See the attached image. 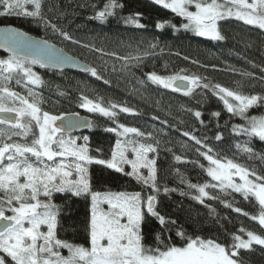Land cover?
I'll return each mask as SVG.
<instances>
[{
	"label": "snow or ice",
	"instance_id": "obj_1",
	"mask_svg": "<svg viewBox=\"0 0 264 264\" xmlns=\"http://www.w3.org/2000/svg\"><path fill=\"white\" fill-rule=\"evenodd\" d=\"M153 2L186 19L187 23H183L180 28L214 41L226 39L220 22L231 18L264 30V0ZM123 8L120 0H107L102 8L95 10L93 19L106 23ZM193 8L195 10H191ZM0 9V16L30 18L45 28L59 31L66 40H72L66 31L58 29L47 18L43 0H0ZM141 16L142 13L136 12L123 20L126 24L144 27L139 23ZM165 23L168 22L157 23L156 27L163 28ZM171 27L180 31L175 25ZM156 46L150 44L152 48ZM0 47L6 48L10 53L6 59L0 58V125L8 126L11 132L9 135L4 128H0V264H244L239 255L240 250H251L254 245L264 246V235L253 231H246V239L243 235L232 234L231 244L200 237H187L183 246L172 244L168 233L174 228L177 229L176 235L181 238H185V233L179 230L176 219L161 214L157 208L161 193L168 194L177 190L158 183L157 157L160 142L145 144L130 139L129 134L144 138L145 133L139 128L117 122L118 111L135 115L138 114L135 109L117 104L104 106L101 102L81 96L80 107L93 113L98 112L116 122L114 127L105 129L117 136L110 159L93 157L89 155V137H82L84 143L78 144L77 140L81 137L71 135L74 128H90L93 126L92 122L81 125L74 119L77 114L61 117L43 111L39 94L29 87L45 83L33 71L34 65L58 68L68 58L57 55V50L50 48L47 41L38 43L28 33L15 27L0 29ZM123 59L127 63L132 59L139 60V57ZM84 70L92 76H98L95 67L86 65ZM148 79L153 84L175 92H184L185 95H193L195 89H201L202 95L211 90L223 102L228 113L245 121L244 124L233 125V133L243 134L249 140L259 138L264 141V115H249L250 109L264 106V94H241L220 84L204 83L202 81L206 78L197 75L161 76L153 72L148 74ZM13 80L28 89L27 96L12 91L7 86ZM193 115L204 124V114L201 111L195 110ZM210 115L218 119L221 113L217 111ZM154 119L158 120L159 117ZM163 123L167 124V121ZM33 125L38 128V134H34L35 138L31 143L3 142L5 139L10 141L12 136L26 139L33 132ZM182 135L192 142L193 151L208 162L206 169L204 164H199V167L205 169L207 176L211 178L203 184L191 183L176 170L181 177L180 182L196 193L192 199L202 205L205 204V199L218 200L220 195H213L216 190L220 194L235 192L242 194L245 199L255 198L259 212L258 215L251 216V219L258 221L264 228V175H258L256 171L233 160L217 158V154L206 143V137L202 139L188 131ZM147 137L152 138V133H147ZM215 139L221 140L222 134ZM237 148L250 159L264 161V154L256 153L247 143L243 146L237 144ZM94 151L102 152L99 148ZM129 153L133 158H129ZM173 158L175 161L185 160L181 155H174ZM92 163L106 165L109 169L123 173L149 189V192L93 191L86 166ZM125 165H129L131 171L125 172ZM141 169L147 170V175ZM237 178L240 182H237ZM57 193L77 198L90 197L91 207L86 227L89 247L58 237L61 208L52 199ZM224 203L226 207L232 208L231 203ZM211 211L215 215V210ZM234 211L242 213L240 208H235ZM243 215L249 214L243 212ZM153 220L159 226L154 236L159 246L155 248L145 244L144 231ZM240 231L245 232L244 229ZM62 249L67 250V256L62 255Z\"/></svg>",
	"mask_w": 264,
	"mask_h": 264
},
{
	"label": "trees",
	"instance_id": "obj_2",
	"mask_svg": "<svg viewBox=\"0 0 264 264\" xmlns=\"http://www.w3.org/2000/svg\"><path fill=\"white\" fill-rule=\"evenodd\" d=\"M106 2L107 0H43L47 18L58 29L66 31L72 40H66L59 31L45 28L30 18L0 16V24H12L48 39L97 69L98 76H92L90 72L81 74L68 70H45L34 65L33 71L45 81L41 86H29L39 94L40 107L55 116L70 112L89 114L93 126L85 131L84 136L89 137V155L100 159L111 157L117 136L105 129L114 127L116 122L98 112L93 113L80 107L81 96L101 102L104 106L117 104L135 109L138 113L135 115L118 111L117 122L139 128L145 133L144 138L129 134L130 139L145 144L160 142L157 157L158 183L177 190L168 194L161 193L157 208L161 214L176 219L179 230L185 233V238L177 236L175 228L168 233L172 244L183 246L187 237L231 244L232 234L246 238V231H253L264 235V228L258 221L251 219V216L258 215L259 212L255 198L245 199L242 194L235 192L220 194L216 190L213 195L219 194L220 199H205V204L202 205L192 199L196 193L180 182L181 177L176 171L178 169L191 183L203 184L211 180L205 171L208 162L193 151L192 142L182 135L185 131L202 139L206 137V143L217 154V158L233 160L256 171L258 175H264V161L250 159L237 148V144L243 146L247 143L256 153L264 154V141L259 138L249 140L243 134L233 133L232 126L244 124L245 121L228 113L223 102L211 90L202 95L201 89H195L193 95H185L184 92H175L153 84L148 79V74L153 72L161 76L197 75L206 78L202 81L204 83L220 84L241 94H264V30L231 18L220 22L226 39L214 41L180 28L183 23H187L186 19L170 9L156 5L153 0H120L124 5L123 10L116 17H110L106 23H101L93 17L95 10L102 8ZM136 12L142 13L139 23L144 27L124 23V17ZM162 22L168 23L163 28H157V23ZM171 25L180 28V31H175ZM150 44L157 46L152 48ZM8 56L0 52V58L6 59ZM124 57H139V60L132 59L126 63ZM7 86L12 91L22 95L26 92L28 95V89L23 84H16L15 80ZM195 110L204 114L203 125L193 115ZM217 111L221 113L218 119L210 115ZM249 115H264V106L250 109ZM0 128L11 135L8 126L0 125ZM149 132L152 133V138L147 137ZM34 134H38L35 125L26 139L12 136L10 141L5 139L3 142L31 143L35 138ZM221 134L222 139L216 140L215 137ZM97 148L102 152L94 151ZM174 155H181L185 160L175 161ZM129 158H132L131 153ZM199 164H204L205 169L200 168ZM86 166L93 191L149 192V189L134 179L109 169L106 165L92 163ZM124 167L125 172L131 171L129 165ZM53 197V202L61 208L58 237L89 247L86 227L91 207L90 197L77 198L65 194H55ZM224 202L231 203L232 208L226 207ZM235 208L242 209V213H236ZM212 209L215 210V215L212 214ZM243 212L249 215L245 216ZM158 228L155 220L145 227L146 245L153 248L159 246L154 238ZM241 229L245 232L242 233ZM167 242L166 240L165 243ZM61 252L64 256L68 255L66 249ZM239 255L244 264H264V246L254 245L251 250H240Z\"/></svg>",
	"mask_w": 264,
	"mask_h": 264
},
{
	"label": "water",
	"instance_id": "obj_3",
	"mask_svg": "<svg viewBox=\"0 0 264 264\" xmlns=\"http://www.w3.org/2000/svg\"><path fill=\"white\" fill-rule=\"evenodd\" d=\"M5 27H15L23 32H26L28 33L29 37L38 42V43H43L45 41L48 42V46L50 48H54L56 51V54L59 55V56H63V57H67L68 59L62 64L61 67H48V68H44V67H41L40 65H36L37 67L41 68V69H47V70H54V71H75V72H78V73H81V74H88L89 72H86L84 70L85 66H89L91 67L87 62L81 60L80 58L70 54L69 52H67L66 50H64L62 47H60L59 45H57L56 43L48 40V39H45V38H42V37H39V36H36V35H33L27 31H25L23 28H19L15 25L12 26V24H0V29H3ZM0 52H4V54H7V55H10V53L7 51L6 48L4 47H0ZM22 95V94H21ZM68 114H77L74 119H76L77 121L80 122V124L82 125L83 123H87L88 121H91L92 122V117L89 115V114H86V113H79V112H70V113H66L64 114L63 116L61 117H66ZM14 116V114H12ZM57 123L59 124L60 121H57ZM91 128V127H90ZM89 127H83V126H78L76 128H74L71 133H78V132H85V131H88L90 130Z\"/></svg>",
	"mask_w": 264,
	"mask_h": 264
},
{
	"label": "flooded vegetation",
	"instance_id": "obj_4",
	"mask_svg": "<svg viewBox=\"0 0 264 264\" xmlns=\"http://www.w3.org/2000/svg\"><path fill=\"white\" fill-rule=\"evenodd\" d=\"M84 133H85V132L71 133V135L74 136V137H81V139L77 140V143H78V144H83L84 141H83L82 137H84ZM58 159H59V158H58ZM56 195H61V194H60V193H57ZM41 198L43 199V197H41ZM53 198H54V197H53ZM53 198H52V199H53Z\"/></svg>",
	"mask_w": 264,
	"mask_h": 264
},
{
	"label": "rangeland",
	"instance_id": "obj_5",
	"mask_svg": "<svg viewBox=\"0 0 264 264\" xmlns=\"http://www.w3.org/2000/svg\"><path fill=\"white\" fill-rule=\"evenodd\" d=\"M249 2H251V0H249ZM191 10H195V9L193 8V9H191ZM23 95L27 96V93L24 92ZM30 99H31V98H30ZM132 158H133V156H132ZM141 171H143L144 173H147V170H145V169H141ZM73 178H75V177H73ZM210 179H211V178H210ZM237 182H240L238 178H237ZM131 193H133V192H131ZM104 207H107V205H104ZM9 214H11V213H9ZM43 230H46V229H43ZM246 238H247V237H246ZM246 238H245V239H246Z\"/></svg>",
	"mask_w": 264,
	"mask_h": 264
}]
</instances>
